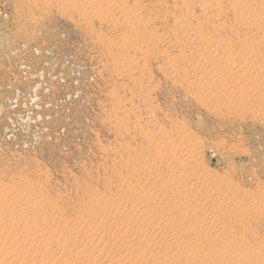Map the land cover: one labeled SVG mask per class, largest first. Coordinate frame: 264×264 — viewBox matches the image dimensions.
<instances>
[{"label": "rangeland", "instance_id": "obj_1", "mask_svg": "<svg viewBox=\"0 0 264 264\" xmlns=\"http://www.w3.org/2000/svg\"><path fill=\"white\" fill-rule=\"evenodd\" d=\"M0 264H264V0H0Z\"/></svg>", "mask_w": 264, "mask_h": 264}, {"label": "crops", "instance_id": "obj_2", "mask_svg": "<svg viewBox=\"0 0 264 264\" xmlns=\"http://www.w3.org/2000/svg\"><path fill=\"white\" fill-rule=\"evenodd\" d=\"M17 93H18V91H17Z\"/></svg>", "mask_w": 264, "mask_h": 264}, {"label": "bare ground", "instance_id": "obj_3", "mask_svg": "<svg viewBox=\"0 0 264 264\" xmlns=\"http://www.w3.org/2000/svg\"><path fill=\"white\" fill-rule=\"evenodd\" d=\"M186 209V208H185Z\"/></svg>", "mask_w": 264, "mask_h": 264}]
</instances>
